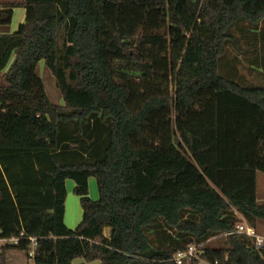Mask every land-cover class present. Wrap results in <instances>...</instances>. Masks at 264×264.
<instances>
[{
  "label": "trees",
  "instance_id": "1",
  "mask_svg": "<svg viewBox=\"0 0 264 264\" xmlns=\"http://www.w3.org/2000/svg\"><path fill=\"white\" fill-rule=\"evenodd\" d=\"M7 7L27 21L0 34V239H19L0 264L32 252L33 264H177L193 245L202 254L184 264H264L236 232L264 224V106L247 95L264 92V0ZM67 180L83 208L75 229Z\"/></svg>",
  "mask_w": 264,
  "mask_h": 264
},
{
  "label": "crops",
  "instance_id": "2",
  "mask_svg": "<svg viewBox=\"0 0 264 264\" xmlns=\"http://www.w3.org/2000/svg\"><path fill=\"white\" fill-rule=\"evenodd\" d=\"M23 0L16 1H0V11L3 13L11 12V23L9 25H0V34H14L19 32L21 25H24L27 21V10L23 7L8 8V4L21 3ZM95 178L89 180L90 198L94 201L99 200V190L97 180ZM67 200H66V211H65V224L69 229H75L78 227L83 219V208L81 205L80 198L74 194L75 182L67 180ZM105 236H111V230H105ZM83 261H75L74 264H82ZM91 264H100V262H94ZM200 264H208L201 262Z\"/></svg>",
  "mask_w": 264,
  "mask_h": 264
},
{
  "label": "rangeland",
  "instance_id": "3",
  "mask_svg": "<svg viewBox=\"0 0 264 264\" xmlns=\"http://www.w3.org/2000/svg\"><path fill=\"white\" fill-rule=\"evenodd\" d=\"M0 1H16V0H0ZM38 74L42 78L45 88L50 100L58 106H64L65 102L60 92V89L57 86V81L55 76L51 71L46 67L44 61H41L38 67ZM251 99L258 101L261 105L264 106V92L261 93H249L247 94ZM96 182V180H95ZM257 192L258 198L261 203L264 204V173L259 172L257 177ZM258 234L264 236V224L259 226L257 230ZM11 264H27V259L22 254H14ZM32 264V263H31Z\"/></svg>",
  "mask_w": 264,
  "mask_h": 264
},
{
  "label": "built area",
  "instance_id": "4",
  "mask_svg": "<svg viewBox=\"0 0 264 264\" xmlns=\"http://www.w3.org/2000/svg\"><path fill=\"white\" fill-rule=\"evenodd\" d=\"M237 233L243 234L255 239V244L257 249L262 250L264 248V236L258 234V232L247 223H242L237 226ZM33 243V247H36V239H31ZM19 239L11 238V239H0V246L8 243L17 244ZM202 254L200 250V246H191L187 252H181L177 254L175 257V261L177 264H184V261H189L191 258H197ZM34 252L31 253L30 261L33 264Z\"/></svg>",
  "mask_w": 264,
  "mask_h": 264
}]
</instances>
